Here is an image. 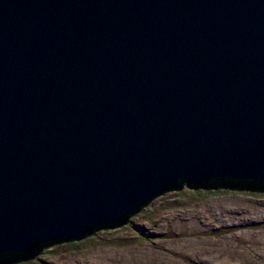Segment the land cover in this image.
Segmentation results:
<instances>
[{
	"label": "water",
	"instance_id": "obj_1",
	"mask_svg": "<svg viewBox=\"0 0 264 264\" xmlns=\"http://www.w3.org/2000/svg\"><path fill=\"white\" fill-rule=\"evenodd\" d=\"M223 178L264 181V0H0V259Z\"/></svg>",
	"mask_w": 264,
	"mask_h": 264
},
{
	"label": "rangeland",
	"instance_id": "obj_2",
	"mask_svg": "<svg viewBox=\"0 0 264 264\" xmlns=\"http://www.w3.org/2000/svg\"><path fill=\"white\" fill-rule=\"evenodd\" d=\"M261 252L264 194L183 187L154 198L123 226L46 247L19 264H264Z\"/></svg>",
	"mask_w": 264,
	"mask_h": 264
},
{
	"label": "trees",
	"instance_id": "obj_3",
	"mask_svg": "<svg viewBox=\"0 0 264 264\" xmlns=\"http://www.w3.org/2000/svg\"><path fill=\"white\" fill-rule=\"evenodd\" d=\"M193 190H200L202 192L211 193V194H216L219 192H231V193H249V194L259 195V194H264V181H248V180H239V179H233V178L215 179V180H212L211 182H209L207 184V186L200 187L197 189L195 188ZM145 206L146 205L141 207L139 209V211H141ZM110 228H112V227H110ZM110 228L109 227H101L95 232H98V231L104 230V229H110ZM62 242H64V241L55 242L53 244H58V243H62ZM28 259H30V258H28V256H25L22 253L11 252V253H6L0 260L5 262L3 264H19V263L24 262Z\"/></svg>",
	"mask_w": 264,
	"mask_h": 264
},
{
	"label": "bare ground",
	"instance_id": "obj_4",
	"mask_svg": "<svg viewBox=\"0 0 264 264\" xmlns=\"http://www.w3.org/2000/svg\"><path fill=\"white\" fill-rule=\"evenodd\" d=\"M221 207H223V208H225V209H227V210H235V207H228L227 205H223V206H221ZM239 210V209H238ZM261 254V256H263L264 257V252H261L260 253ZM80 264H97V263H95L93 260H89V261H87V262H81Z\"/></svg>",
	"mask_w": 264,
	"mask_h": 264
}]
</instances>
